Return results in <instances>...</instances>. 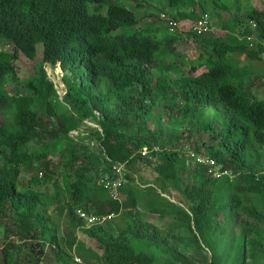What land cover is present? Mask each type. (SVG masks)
<instances>
[{
    "label": "trees",
    "instance_id": "obj_1",
    "mask_svg": "<svg viewBox=\"0 0 264 264\" xmlns=\"http://www.w3.org/2000/svg\"><path fill=\"white\" fill-rule=\"evenodd\" d=\"M126 1H134L137 8L144 4L143 0H0V37L15 51H0V219L5 220L0 224L17 236L16 241L6 240L0 259L10 264L11 253L23 249L24 260L13 264H37L40 251H35L38 246L33 242L44 237L57 261L75 264L63 245L79 229L99 242L105 264H193L157 229L151 234L150 224L138 216L141 208L166 214L190 232L197 255L205 249L210 252V257L199 259L202 264H256L264 258V156L257 153L264 149V98L251 91L248 74L256 67L241 65L237 55L250 62L264 61L262 46L248 48L246 39L231 34L236 28L224 23L229 32L225 38L193 35L205 50L191 61L192 70L204 65L206 71L172 80L169 73L177 70L174 43L180 33L172 31L161 15L159 21L148 19L145 28H137L138 16ZM161 1L173 10L163 13L170 19H196L195 11L208 2ZM244 11L243 18L235 17L243 29L240 35L246 38L256 32L264 39V9L248 4ZM250 20L256 22L255 29ZM37 43L43 45L42 61L60 59L72 72L63 78L69 112H61L52 101L55 88L42 67L37 77L18 80L16 51L33 57ZM177 57L185 60L183 55ZM8 76L13 93L5 89ZM174 87L177 109L172 114L174 101H166L173 99ZM198 105L214 109L215 126L202 122L198 129H211L217 142L206 149L228 164L234 173L231 179H212L204 164L188 161L180 153L185 145L202 151L192 132L182 128ZM161 106L168 109L164 120L159 117ZM85 118L95 120L101 131L87 127V134L70 137L69 130ZM35 141L37 145L30 147ZM88 141L95 142L99 154L90 153ZM143 147L150 149L145 156L140 153ZM55 154L59 160L53 163L49 155ZM141 160H154L158 180L178 188L189 202L188 210L159 196L151 200V186L129 183L135 181L131 172ZM121 163L126 164V181L118 190L125 195V205L110 194L117 176L112 166ZM23 169L34 170L26 186L19 182ZM42 181L52 182L51 189L41 188ZM50 208L55 210V221L45 212ZM77 208L97 215L113 213L105 222L113 220L116 231L104 228L105 222L86 227L75 213ZM53 224L63 229L61 237Z\"/></svg>",
    "mask_w": 264,
    "mask_h": 264
},
{
    "label": "rangeland",
    "instance_id": "obj_2",
    "mask_svg": "<svg viewBox=\"0 0 264 264\" xmlns=\"http://www.w3.org/2000/svg\"><path fill=\"white\" fill-rule=\"evenodd\" d=\"M144 4L141 7H136L134 4V1H126V5L128 8H130L132 11H134L138 16V25L137 28H145L147 26L148 19L151 21L158 20V16L165 13L169 14L172 13L173 10L169 6V3H164L161 0H143ZM202 1V0H200ZM207 4H205V7L198 8L195 12H201L206 11L211 16V23H212V29L210 30L209 34L213 36H218L221 38L227 37L229 34L227 28H224L222 24L225 23V25H229L230 27H233L235 29L234 32L231 34L239 37V40H244L245 36L240 35V32L243 31V29L238 28L239 24L237 23L238 20H235V17L243 18L245 15V8L246 6L252 5L254 7L257 6V8H263L264 9V0H207ZM235 1L238 3L236 4ZM235 3V4H234ZM220 5H226L229 9L226 8H220ZM187 12V11H186ZM185 12V13H186ZM219 15V16H218ZM156 18V19H155ZM176 22V31L177 33H180V37L175 42V47L180 53H184V57L186 56L188 61L177 59V63L180 66V68L188 74H191V68L190 65L192 64L193 59L198 57L202 50V44L201 42L197 41V38L193 36L192 33V22L194 21L193 18H188L185 16L180 19H174ZM159 21V20H158ZM239 22V21H238ZM248 35H252L251 33ZM255 35V34H254ZM242 36V37H241ZM247 36V35H246ZM205 50V49H204ZM0 51H7L12 52V44L4 39L3 37H0ZM41 52H42V45L37 46L36 50V57L34 59H28L22 54L18 55V58L14 60V65L16 68V71L18 73V77L20 80L26 79L29 75H36L39 71L40 62L41 59ZM174 53L175 55H179V57L182 55L180 53ZM238 59H240L241 65H254L256 67L255 71H252L248 74V79L250 80L251 85V91L260 98H264V80L263 75H261V70L264 72V61H248L243 54L237 55ZM196 63V62H195ZM53 71V69H52ZM206 71L205 66H201L199 68H196L195 70H192V75H198L202 72ZM55 81H58V78L55 79ZM15 86L10 81V77L8 76L6 79L5 89L13 93ZM57 107L61 108V111H69L72 109L70 105L67 104L66 101L64 103L56 102ZM166 103L173 104V99L167 100ZM59 104V105H58ZM62 106V107H61ZM71 107V108H70ZM163 109V112L159 115L161 120L166 119V113L168 112V109L164 106H161ZM157 109V110H162ZM177 109L176 105H173V109L169 110L171 113H175ZM167 110V111H166ZM212 107L208 105H198L197 112L195 116L191 118H185L182 122V128L185 129L184 131L192 132L193 135L195 134L197 140L199 143H202L203 147H208L210 145L214 146L217 142L216 138L210 134L211 131L200 129L199 132H196L199 119L204 121H212L213 115L211 114ZM155 113V111H154ZM191 116V115H190ZM45 119H47L46 116H44ZM3 117L0 115V120H2ZM165 122V121H164ZM215 122H217L215 120ZM170 126V122H166ZM151 124V122H149ZM37 141L31 142L30 147L36 146ZM63 144L59 146V148H62ZM88 150L92 151L90 153L99 154V151L96 149L95 146L88 144ZM257 153L260 156H264V149L261 148L257 151ZM51 161L53 163H56L59 160V155H49ZM2 159L0 157V163H2ZM154 160H141L136 165V170H133L131 174L133 177H135V181L133 183L129 182L131 185L135 184L138 186H141L142 188L144 186H151L154 189L153 194H149L151 197V200H154L155 197L159 196L163 198L165 201H168L172 203L175 207H182L185 210H188L189 202L185 198V195L175 186L170 185L169 182H161L158 180V172L155 171L153 168ZM81 163V162H80ZM34 170L26 171L25 169L22 170L19 182L22 186L29 185V178L33 174ZM134 173V174H133ZM40 175V174H39ZM186 175V173H185ZM129 181V180H127ZM52 182L46 183L45 181H42L40 183L41 188H46L48 190L52 187ZM141 188V189H142ZM229 189V187L224 188L223 192H226ZM120 201L122 202V205H125V195H120ZM143 202L146 204V202L143 200ZM152 202V201H151ZM153 203V202H152ZM61 204V203H60ZM47 214H51L54 219H56V213L55 210H52L50 208L49 210L45 211ZM138 216L140 220L144 222V224H150L151 228V234H154L153 228L157 229V232H159V236L164 239V241H169L170 245H175L179 247V250H181L182 258H190L192 260L193 264H202L200 258L202 256L210 257V252L206 251V249L203 251H200L202 256L200 254L197 255L199 252L198 249H195V247H198L197 244H195L194 237L191 235L190 232L186 231L185 229H180L178 226L174 224L172 219L167 216L166 214H163L159 211H150L146 209H137ZM112 216L111 218H113ZM1 220V219H0ZM5 221V220H1ZM107 222V221H106ZM103 223L104 228L110 229L111 231H116L115 226L110 221L109 223ZM110 224V225H108ZM53 227L56 229L55 225L53 224ZM87 227V226H86ZM62 233H64L63 229L57 228L56 229V235L57 237H61ZM197 234V233H196ZM183 236V239L178 242L176 238ZM200 237V236H199ZM17 236L10 230L6 229L5 224H0V258L2 259L3 254V247L6 244V240L10 241H16ZM184 240V241H183ZM225 240V239H224ZM187 241V242H186ZM217 241H221V239H217ZM34 246L37 245L38 247L35 248V251H40V254H37V264H62L59 261L56 260V256L53 252V246L50 243V240L47 238H42L40 240H34ZM54 246L57 247V244L52 242ZM71 243V244H70ZM51 244V245H50ZM202 245V244H201ZM203 246V245H202ZM42 248V250H41ZM64 251L66 254L69 255L70 259L75 264H105L102 261V254H103V248L100 246L99 242L87 236L82 230H76L75 234L70 236L66 243L63 245ZM205 248V247H204ZM156 249V248H155ZM156 252L162 253V250L156 249ZM206 252V253H204ZM25 253V250L21 251H15L11 253L10 256V264H13L15 260L22 259V255ZM22 254V255H21ZM85 259H83L81 256ZM34 259L36 257H33ZM0 264H5L1 261ZM78 259V260H77ZM246 261L249 262L250 258L245 257ZM27 259H25L26 261ZM178 264H181L180 261H177ZM23 264V263H22ZM256 264H264V258L261 259Z\"/></svg>",
    "mask_w": 264,
    "mask_h": 264
},
{
    "label": "clouds",
    "instance_id": "obj_3",
    "mask_svg": "<svg viewBox=\"0 0 264 264\" xmlns=\"http://www.w3.org/2000/svg\"><path fill=\"white\" fill-rule=\"evenodd\" d=\"M201 12H206V11H201ZM197 15L199 12H196ZM209 15V19H210V29L205 32V33H209L210 30L212 29V23H211V16L210 14L208 13ZM173 21H175L174 19H171ZM195 20V19H194ZM251 21V20H250ZM250 21H249V25H250ZM254 21V20H252ZM255 22V21H254ZM256 23V22H255ZM168 26L171 28L172 31H176V25L173 26V25H170L169 23H167ZM251 29H253V27L250 25ZM176 29V30H175ZM192 33L193 35H201V34H196L193 29H192ZM179 34V32H178ZM179 37V36H178ZM214 37H218V36H214ZM5 39V38H4ZM175 44V43H174ZM38 45H42V43H37L35 44V55L33 57H29V56H26L24 53L20 52V51H16V56L13 58V64H14V60L16 58H18V55L19 54H22L24 55L25 57H27L28 59H34L36 57V50H37V46ZM175 46V45H174ZM176 48V47H175ZM12 52L11 53H14V49H13V46H12ZM7 52V51H6ZM176 52H178V50L176 49ZM10 53V52H9ZM180 53V52H178ZM182 55H185L184 53H180ZM176 56L178 55H173V58H174V61H175V66L177 67V70L172 72V73H169V78L172 79V80H177V79H180L181 77H184V76H194L192 75V64L190 65V68H191V74H188V73H185L181 68L180 66L178 65V63L176 62L177 59H176ZM43 57V45H42V52H41V59ZM188 58L185 56V61H188L187 60ZM194 60V59H193ZM191 62V61H190ZM174 64V63H173ZM204 66V65H202ZM15 67V65H14ZM44 70L45 74H46V78L48 80H50L52 83H53V86L55 88V95L53 96L52 98V101L55 103V105H57L56 102H60V103H64L65 101V95L67 93V88H66V85L63 81V78L65 75H72V72L69 70V69H65L63 67V64H62V61L60 59H56L54 61H41L40 62V66H39V71L36 75H29L26 79H28L29 77H37L40 73V69ZM201 67V66H199ZM197 67V68H199ZM53 69V71H52ZM16 70V68H15ZM17 72V71H16ZM17 76H18V73H17ZM58 78V81L56 82L55 79ZM264 78V77H263ZM26 79H23V80H26ZM18 80L19 81H23V80H20L19 77H18ZM175 88V87H174ZM177 96V91H176V88H175V91L173 93V101H174V104L173 105H176L175 104V101L174 100ZM68 104V103H67ZM59 105V104H58ZM69 105V104H68ZM62 107V106H61ZM60 108V107H59ZM71 108V107H70ZM72 109H70L69 111H71ZM60 111H61V108H60ZM68 111V112H69ZM61 112H67V111H61ZM197 112V111H196ZM213 112H214V109H212V112L211 114L213 115ZM93 113L94 115L98 118L100 117V112L96 109H93ZM214 118V116H213ZM202 122H207V121H204V120H201L199 119V124L198 126L202 123ZM59 123H61L60 121L58 122V126L61 127L62 125H59ZM208 123H211L212 126H215L216 122H215V118L212 119V121H208ZM62 124V123H61ZM87 127H91L92 129H98L99 131H101V128L99 127L98 123L91 119V118H85L81 121L80 125L77 127V128H73L71 130H69L68 132V135L72 138H76L78 135L80 134H87L88 130H87ZM203 129V128H202ZM200 129H198L197 127V130L196 132H199ZM204 130H211L210 128H207V129H204ZM212 134V132L210 133ZM193 135V133H192ZM195 137V141L198 142V144L202 147V151H196L194 150L193 148H191L189 145H185V146H182L181 150H180V153L181 154H184L187 156L188 158V161L190 160H193V161H196L200 164H204L206 169H207V174L212 177V179H216V180H219V179H223L225 177L231 179L233 176H234V173L232 171L231 168H228V164L227 163H224V161H218L216 160L214 157H212L210 154H208V150L203 147L202 143H199V141L197 140L195 134L193 135ZM88 144L90 145H93L95 146V142L94 141H88ZM154 149L156 150L157 147H154ZM207 151H206V150ZM148 150L150 151V149H148L147 147H143L140 151L141 155L145 156L147 155L149 152ZM151 158V156H150ZM117 165H121L122 166V176L120 179V183L119 185L117 186H114L113 185V182L117 180V178L119 177L118 174H116L117 176L115 178L112 179L111 181V186H110V194L116 198V199H119L120 201V192L118 190L119 186L121 183L125 182L126 181V178H125V171H126V164L125 163H121V164H114L112 166V170H113V167L114 166H117ZM114 171V170H113ZM115 172V171H114ZM116 173V172H115ZM78 209V208H77ZM81 209V208H80ZM75 213H76V209H75ZM77 215V214H76ZM78 260V259H77ZM40 264V263H39Z\"/></svg>",
    "mask_w": 264,
    "mask_h": 264
},
{
    "label": "built area",
    "instance_id": "obj_4",
    "mask_svg": "<svg viewBox=\"0 0 264 264\" xmlns=\"http://www.w3.org/2000/svg\"><path fill=\"white\" fill-rule=\"evenodd\" d=\"M161 17L167 20L170 25H173V26L176 25V22L171 20L167 15L161 14ZM250 25L253 27V29H255L256 23L254 21L251 20ZM192 29L196 34H203L210 29V19H209V15L207 12L198 13V18H196L192 22ZM245 39L247 40L248 48L250 49L255 50L258 44L262 46V51H261L260 56L264 59V39H259L256 32L253 33L252 35H247ZM113 170L119 175L117 180L113 182V185L117 186L120 183L119 178H121L122 176V171H123L122 166L121 165L114 166ZM76 214L78 217H80L84 221L85 226H91L94 224L103 223L114 215L113 213H110L107 215H97L93 213H87L80 208L76 209Z\"/></svg>",
    "mask_w": 264,
    "mask_h": 264
},
{
    "label": "water",
    "instance_id": "obj_5",
    "mask_svg": "<svg viewBox=\"0 0 264 264\" xmlns=\"http://www.w3.org/2000/svg\"><path fill=\"white\" fill-rule=\"evenodd\" d=\"M59 125H62L61 123H59Z\"/></svg>",
    "mask_w": 264,
    "mask_h": 264
}]
</instances>
